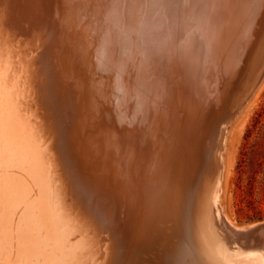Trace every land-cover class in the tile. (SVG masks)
Instances as JSON below:
<instances>
[{
	"label": "bare ground",
	"instance_id": "obj_1",
	"mask_svg": "<svg viewBox=\"0 0 264 264\" xmlns=\"http://www.w3.org/2000/svg\"><path fill=\"white\" fill-rule=\"evenodd\" d=\"M10 17L22 28L11 32ZM41 46L44 64L32 52ZM37 68L49 78L34 88ZM263 84L264 0H0V264L101 261L33 111L47 91L65 119L64 161L107 212L121 205L129 216L119 245L100 255L264 264V227L241 237L221 203L232 120ZM223 119L220 177L199 226L182 216L184 182L198 165L194 149L212 150Z\"/></svg>",
	"mask_w": 264,
	"mask_h": 264
},
{
	"label": "water",
	"instance_id": "obj_2",
	"mask_svg": "<svg viewBox=\"0 0 264 264\" xmlns=\"http://www.w3.org/2000/svg\"><path fill=\"white\" fill-rule=\"evenodd\" d=\"M9 8L12 9L11 7ZM8 11H9L8 13L9 14L11 13V16L13 17L14 16L13 13L10 10ZM35 16L36 18H41L39 17L40 14H36ZM8 21H10L12 24L10 23L11 26L6 25V27H8L9 30H11V32H14V30L16 29L15 27L22 28V26L18 22L16 23L13 19H11V17L10 19H8ZM41 21L42 20L35 22L36 24L35 23L33 24L42 25L43 23ZM40 39L42 41V38ZM40 39H38V41ZM42 42L44 44L48 43V41L47 42L42 41ZM31 47L29 46L27 47L26 54H30ZM45 47L46 46H41L38 49V52L36 50L32 51L35 53V55L37 54L38 59L42 60L43 64L44 62L47 63L48 61L44 57ZM48 76L49 75H47L44 69L38 70L37 68L34 78L35 80L34 88L36 87L39 88L40 85H47L46 81H48L49 78ZM45 89H47V87H45ZM44 95L45 96L43 98L40 95V97L35 100L34 105L37 104V108H39L38 113H40V115L44 117L46 135L48 136L49 140H51L53 143V149L55 150L57 159L61 164L60 168H61V173L63 174V178L66 179L67 177L68 179V176H70V179H68L67 181L68 182L67 184H69L70 186L68 185V188L66 189L67 190L66 192L68 194L67 195L68 197H66V201L70 202L73 208H76L79 214L83 217L84 222L87 224L89 232L93 234L94 237L100 236L98 240L100 241L104 240V244L102 243L101 246L102 247L109 246V248H113L114 250V248L119 245V242L124 233V227H125L124 224L127 222L129 216H124L125 215L123 208L124 206L121 207V205L114 206L113 209L110 208L109 212H107L106 209L102 206V204L98 200L97 195H93L91 191L92 189L90 188L86 189L82 184V182L84 181H82L79 177H77V175H74L72 171H70V163L68 162V159H67V163L63 159L65 157L64 154H65V146H66L64 145L63 143L64 141L62 140L64 127H65L64 124L65 119H63V123L62 122L60 123L59 121L60 119H62V116L60 115V112H62V107L61 105L58 104V102H56V100L55 101L52 100L53 98L52 96H50V93L48 94V91L45 92ZM225 122L226 119H223L218 124V126H216L217 128L215 127L216 129L213 132V134H211L212 150H210L209 153L205 148H202L198 151L197 149H194V151L196 152L194 154L196 158L194 159L195 161H197L198 165L190 173V176L184 182L185 188L182 198V216L184 217V221L185 218H187L188 216L196 217L195 223H197L196 225L200 224L199 226H201L202 224H208L210 221L209 200H211L214 191H216L217 189V184L220 177V169L216 159V152H217L222 128ZM215 224H217L220 231L224 232L223 236H225V238L229 240L228 238L229 232L228 230H226L225 227H223L222 225L223 221L217 219L215 220ZM184 227H185L184 228L185 235L188 237L189 234L187 231L188 227L187 226ZM259 227H264V221L256 225L241 227L243 228V230L236 231L235 233L241 232L243 233L241 237H245L248 239V237H253L254 235L253 231L258 229ZM199 228L197 227L198 230ZM195 235L196 234L194 233V235L191 236H195ZM113 262H114V256L112 255L109 256L108 258L105 257L103 263L113 264Z\"/></svg>",
	"mask_w": 264,
	"mask_h": 264
},
{
	"label": "rangeland",
	"instance_id": "obj_3",
	"mask_svg": "<svg viewBox=\"0 0 264 264\" xmlns=\"http://www.w3.org/2000/svg\"><path fill=\"white\" fill-rule=\"evenodd\" d=\"M45 59L49 60L50 56ZM51 71L49 70V73ZM253 99L248 100L238 112V116L236 115L237 118L232 120L233 126L224 153L226 168L221 197L222 212L236 227L252 226L264 221V84ZM35 109L33 111L37 121L40 119L44 123V117L38 113L39 108L36 109L37 112ZM59 121L63 123V118ZM54 153L53 149L55 170L62 177L61 164ZM75 169L70 164V171L81 177ZM59 180L57 179L55 183L65 186L66 183ZM65 193L68 197L67 192ZM75 209L73 208L72 214L75 213ZM77 218L82 222L83 217L80 214ZM221 232L224 234L223 231ZM99 237H93L97 243L94 241L92 246L98 247L97 260L100 258L99 264H104L105 257L99 253L103 248L100 246L104 244V240H98Z\"/></svg>",
	"mask_w": 264,
	"mask_h": 264
}]
</instances>
